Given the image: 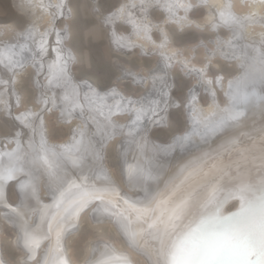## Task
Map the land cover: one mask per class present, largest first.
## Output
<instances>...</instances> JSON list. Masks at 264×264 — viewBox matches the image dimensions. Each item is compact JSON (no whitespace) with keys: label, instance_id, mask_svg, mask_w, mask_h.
Instances as JSON below:
<instances>
[{"label":"snow or ice","instance_id":"6c2138e0","mask_svg":"<svg viewBox=\"0 0 264 264\" xmlns=\"http://www.w3.org/2000/svg\"><path fill=\"white\" fill-rule=\"evenodd\" d=\"M69 2L38 5L59 10L47 23L54 24L57 15L65 23L56 33L60 54L51 62L46 24L33 22L20 34L0 30V114L15 122L14 134L0 132L6 139L0 152V227L14 232L13 243L26 256L0 264H264V15L244 14L233 0H131L119 7L89 0L87 36L107 39L116 49L146 51L137 41L168 47L174 34L166 27L146 23L143 16L133 19L134 10L143 13L150 6L168 12L165 24L215 36L211 47L204 45L199 67L179 51L160 53L166 68L176 61L194 80L175 92L164 69L159 74L149 69L148 76L126 70L134 84L151 80L156 94L151 100L117 91L119 84L104 95L92 84L85 85L86 92L72 87L68 63L79 58H66L62 47L74 27ZM255 3L245 0L242 7ZM199 8L208 16L191 20L189 11ZM124 24L132 26L136 40L123 35ZM197 86L211 98L207 110L200 106ZM168 109H174L171 120L164 115ZM250 111L258 113L259 126L245 127ZM150 126L164 130L167 142L151 144ZM210 139L220 143L171 178L158 168L129 163L132 152L151 148L168 155ZM113 141H119V151L109 166L106 150ZM234 155L245 162L243 168L225 164ZM125 183L143 195L131 199ZM48 197L51 203H45ZM233 201L238 207L225 214ZM88 230L95 236L87 241V254L74 259L70 245Z\"/></svg>","mask_w":264,"mask_h":264},{"label":"bare ground","instance_id":"6f19581e","mask_svg":"<svg viewBox=\"0 0 264 264\" xmlns=\"http://www.w3.org/2000/svg\"><path fill=\"white\" fill-rule=\"evenodd\" d=\"M118 1L120 3L121 2L122 3H127L128 2V0H118ZM137 1L139 2V0H137ZM250 1H252V0H250ZM29 2H31L32 3V7H35L38 11H37L36 16L33 18V20H31V21H28V19L26 20L27 22H26V24L23 27H25L27 29L30 28V25L33 22H36L38 24H46V22H47V21H45L46 19L48 21L51 20V13L52 12H58L59 11L58 9H55V8H41V7L38 6L41 3H43L44 5H48L49 3L55 4L57 2V0H12V3L14 4L15 8H17V10L19 9V11L22 10V11H25V12H26L25 8L28 5L29 6L31 5V4H29ZM119 2H118V4H120ZM149 2H150V0H147V3L148 4H150ZM161 2H162V0H161ZM233 2L237 5V8L239 10L243 11L244 14H247L249 11H254V12H256V14L258 16L259 15H264V10H262V9H264V6L261 7L262 9H259L258 10V9H253L254 8L253 6L250 7V8L242 7L245 4V3H243V0H233ZM153 3H155V0H152L151 1V4H153ZM247 3L248 4H252V2H248V0H247ZM78 4L79 3H78L77 0H70V2L68 3V7L74 9V14L73 15H76V11H77L78 7H80V13L83 14V15H86L87 12H88V10H89V0H82V1H80V5H78ZM255 4H257L256 6H262V5L259 4V0H256V3ZM97 6L99 7V4ZM152 8H154V7H151V6L150 7H147V9H146L145 12H143V13L140 12L141 14L139 13V11H140L139 9L134 10V12H133V19H139L140 18V15H142L143 16V19H144V22L150 23L152 25H161V26L166 27L167 30L170 33H173L174 34V38L169 41L168 47L166 49H163V50L162 49H159V48H156L155 45H153L151 43L144 42V41H137L138 44H140V42H142V43L145 44L146 51H142L141 48L137 47V48L133 49L132 52L139 51V56H140V58L142 60V59H145V58L150 57V54H152L151 53V50L153 49L152 51H154L153 54L155 55V59L153 61L155 63V66L154 67H158L159 69L158 70L157 69H152V70L155 73H159V70L160 69L166 70L168 72V74H169L168 75L169 82L174 85L172 91L175 92V90H176V84H175V79H174V71H175L176 68H179L183 72V68L176 61H173V65H174L173 67L174 68H172V67L166 68V64L168 62L164 59V56H162L160 53L163 51V52L166 53V55H171L173 52L179 51L180 53H182V55H181L180 58H183V57H191L193 59V62L196 63L197 67H199L200 65H199L198 61H200L204 57V54L206 53L207 49H205L204 47L195 49L193 47L182 46V44L177 45L176 41L182 39V36H180L181 33L179 34V32H181V31L183 32V30H185L186 28L188 30V27L185 26V27L182 28L181 24L180 23H176V22H168L167 24H165V21L168 20V16H169L168 12L164 8H162V9L159 8L158 10H156V9L155 10L154 9L152 10ZM148 9H150V10H148ZM159 11H161L163 14H161ZM198 11H199V9H198ZM84 12H86V13H84ZM190 12H191V10L189 11L188 16L191 19L192 16L194 15V13H192V16H191ZM194 12H196V11L194 10ZM205 12H206L205 13V16L201 18V21H203L208 16V10L207 9L205 10ZM159 13L161 14V16H162L163 19L160 20V18H159L160 21H157L158 19H155V18H157L160 15ZM179 15H181V14L179 13ZM73 19H74V17H73ZM191 20L195 21L194 19H191ZM198 22H200V21H198ZM71 23L74 25V27L72 28L71 36L68 37V38H66L63 41V42H66V46L63 45V42H62L63 49L64 48L67 49L64 52L63 55L66 58L67 57H76V58H79V63L80 62L81 63H88V60H89L88 59V55H89L88 51H86V49H85L84 52H82L80 50V47H78V45H79L78 44V42H79L78 40H80V39H78V40L76 39V33H77V28L78 27H76V24L74 23V21H72ZM46 25H47V30L49 31V35L45 37V40L47 41V46H48V49H49V52H50V57H51V55L55 54L53 56L56 58L57 55L60 54L58 52L59 46L57 45V35H56V33L59 32L62 28L65 27V23L63 22V17L57 15L56 22L54 24L47 23ZM9 26H11V25H8V26H0V30H3L5 28H9ZM253 27L255 28V31L256 32H259L260 31V28H259L258 25L257 26H253ZM129 28H130V31L127 34H123V35H126L127 37H130L131 39H135L136 36L134 34V31H133L132 26L129 25ZM40 31L41 32L45 31V28L44 27H41L40 28ZM198 32H200V31H198ZM15 33L16 34H20V33H23V32L21 30L19 32H16V30H15ZM155 36H159V32H156L155 33ZM155 36L153 37L154 39H155ZM21 42H23V38L21 39ZM29 43L31 44V42H29ZM159 43H160V40H158V39L155 40V44L156 45H158ZM39 44H40V38H39V36H37L36 37V43L34 45H31V46L34 47V48H38L39 47ZM72 45L74 47H72ZM67 47H70V49H73L74 50V53H70L69 52V48H67ZM123 51H126V49H123ZM193 51H194V53H193ZM24 55H30V53H25ZM153 58L154 57H152V59ZM51 61H52V59L49 58V62H51ZM72 63L73 62L71 60L68 63V75H69V78L71 80L72 87H77V86L86 87L85 86L86 84H92L93 88L100 95H104L106 92H108V91L111 90L112 87L110 89H107V91L102 90L103 88H99L98 87L99 85L97 86L96 83H95V80H94L95 77L92 78L93 80L91 79L90 81H89V78H82V79H85V80H82L81 79V80H77L76 81V79L74 78V76H73V74L71 72V70L73 69V66L71 65ZM142 71H144L145 73L140 72L141 75H145V76H148L149 75L148 70L143 69ZM131 72L132 73H136L137 71H131ZM180 74L183 75L184 72L183 73H180ZM121 77L122 78H125V75H121ZM127 78H130V81L129 82H132L131 77H127ZM117 80H118V78H117ZM124 83H125V81H124ZM150 85H151V80L149 79L148 85H140V87L141 88L142 87H145L146 88V92L147 93H145V95H144L145 98L148 96V98H146V99L154 100V99H156V94L151 89V86ZM113 87H115V86H113ZM122 90H123L122 93L129 94V93H125L123 88H122ZM138 90H139V88H138ZM84 91L86 92L87 90H84ZM117 91H120V90L117 89ZM132 91L134 92V90H132ZM132 91H130V92H132ZM195 91L198 93V101L200 103V106L203 107L205 110H207L208 104L211 102V98H210L209 94L207 92H205L204 89L201 88V87H199V86H197V88L195 89ZM81 95H83V93H81ZM129 95H131V94H129ZM221 95H222L221 92H219V97H221ZM132 98L135 99V96H132ZM202 98L208 100L207 105H204L202 103ZM109 102H113V101H109ZM13 104H14V100H13ZM161 107H163V105H161ZM172 110L170 109V111H169V109H168V111L166 113H164L166 119H168V120H171L172 119V117H171L172 115H170V112L172 114L174 113V110L173 111ZM0 117H1V114H0ZM7 118H9V117L6 116V115H4L3 117H1V121L3 120V122H2V125H1V123H0V125L3 126V127H6L9 130H12L13 131V134H14V130H13V128H11L12 127L11 126L12 124L8 123L9 121L7 120ZM253 120H255V124L252 123ZM11 121H13V120H11ZM13 123H14V121H13ZM76 123H79V122L76 121ZM259 123H260V119H259L258 113H256L255 115H253L252 112L250 111V113H249V119L245 121V127L246 128H250V127H254V126H259ZM26 139H27V137H25V140ZM213 139H210L207 143H202V142H199L198 141L195 145L191 146L190 148H188L186 150L177 149L176 151L168 154L169 155L168 157H170V155H171V157L169 159V162L167 163V167L166 166H163L165 168H161L160 167L161 166L160 163H158V160L164 159L165 156L163 157L161 155H157L156 153L154 154L155 157H150V153H147V152H146L147 154L146 153H136V152H134V154L133 155L131 154V156L129 157V163H139L141 166H143L145 168H153V169H157L158 168L159 170L163 171L166 174V177L171 178V176H173V175H175L177 173V171L179 170V168L181 166L187 164L189 161H193L195 159V157L200 156L203 152H211L213 149H215L217 147V145L220 143V141L218 140V142H217V140H216L215 143H214L213 142ZM4 142H6L5 137L3 135H0V152H3L4 151V148H3V143ZM113 142H116V141H113ZM113 142L111 143V145L113 144ZM165 142H167V141H165ZM165 142H162L161 141V143H159V145L160 144H163ZM14 146L15 145L13 144V147ZM113 146L115 147L114 144H113ZM113 146H112V148H113ZM142 154H144V155H142ZM141 155H142V157H141ZM108 158H110V156ZM109 162H111V159H110ZM237 163H239L241 165V167L243 168L245 162L243 160H241L236 155H234L233 157H231V158H229L228 160L225 161V164L226 165H231L232 168H235V166H236ZM111 164H112V162H111ZM154 165H155V167H154ZM249 167H251V165H249ZM122 187L126 189V190L124 189V191L133 200L138 199L139 197H141L143 195L142 192H136V191H131L130 192V189H132V188L129 187L126 183L123 184ZM161 187H162V185H161ZM134 190H136V189H134ZM45 203H51V197H48L45 200ZM229 205H231V209L230 210L225 209V214H227L228 212L235 211L236 210V207H238V203L235 202V201L230 202ZM225 207H226V205H225ZM85 234L89 235L90 238L94 237L92 235L93 232L91 230L86 231L84 233V235ZM80 237L81 236L75 238L72 241V243L70 245V252H69V254L74 259L83 260L84 257L87 254L86 253V244H87V242L83 246V249H84L83 251H81V249L78 250L77 249L78 246H76L75 243H77V241L78 242L82 241V239H79ZM14 240H15V234H14V232L10 228H8L7 226L0 227V260H4V261H8V262H12V261L19 262V261H22V260H25L26 259V256L24 255L22 249L21 248H17L14 245V243H13ZM74 249L75 250L76 249L78 250V252H76L75 254L72 253V251ZM80 258H82V259H80Z\"/></svg>","mask_w":264,"mask_h":264},{"label":"rangeland","instance_id":"374dc122","mask_svg":"<svg viewBox=\"0 0 264 264\" xmlns=\"http://www.w3.org/2000/svg\"><path fill=\"white\" fill-rule=\"evenodd\" d=\"M77 1L79 3L78 5H80V1H82V0H77ZM151 1L152 0H150V2H149L150 4H151ZM118 2H117V0H110V3H103V0H101L103 7H110L111 4H116V7H119V5L122 4V2L121 3L119 2L120 4H118ZM130 2L131 1L128 0L127 3H130ZM248 2H252V1L248 0ZM137 3H138V1H137ZM243 3H245V0H243ZM29 4H31V5L30 6L28 5L25 8L26 12L22 11V10H20L21 11L20 12L19 9L17 10V8H15L14 4L12 3V0H0V26L11 25V26H9V28L16 30V32H19L20 30L22 32H25L27 30V28H25L23 26L26 24V22H27L26 20L27 19H28V21L33 20V18L36 16L37 11H38L35 7H32L31 2H29ZM256 5L257 4H255L253 6L254 7L253 9L259 10V9H262L261 7H263V6H256ZM99 6H101V5L99 4ZM162 8L163 7H160V9H162ZM153 9L158 10L159 8L154 7V8H152V10ZM113 10H115V9H113ZM148 10H150V9H148ZM194 10L196 12H194ZM205 10L206 9H204V8H199V11H198V9H192L190 14L192 16V13H194V15L192 16L191 19H194L197 22L201 21V18L205 16V13H206ZM262 10H264V9H262ZM159 12L161 14H163L161 11H159ZM84 13H86V12H84ZM139 13H140V11H139ZM161 14L159 16L157 15L158 17L156 16L157 18H155V19H158L157 21H160L163 19ZM180 14L184 15L183 12H180ZM140 16H142V15H140ZM73 17H74V19L72 21H74V23L76 24V27H78L77 33H76V39L77 40L80 39V40H78L80 42V43L78 42V44H79L78 47H80V50L82 52H84V50L86 49V51H88V53H89L88 63H81V62L79 63L75 60H71L73 62L71 64L73 66V69L71 70V72H72L74 78L76 79V81L81 80L82 78H89V81H90L92 78L95 77L94 80H95L96 85L97 86L99 85L98 87L103 88L102 90H104V91H107V89H110L111 87L116 86V84H119L120 87L117 89L120 91H123L122 90V88H123L125 93L132 94L133 93L132 90H134L135 93H138L139 95L144 96L145 93H147L145 87L141 88L140 85L134 84L133 82H129L130 78H127V77L122 78L121 75H125L124 72L126 70L139 71V72H143V73H145L144 71H142L143 69H145V70L157 69L158 70L159 69L158 67H154L155 63L153 61L155 59V55L153 54L154 53V51H152L153 49L151 50L152 54H150V57L141 60V58L139 56V51H134L135 54H132V52H130L126 48H125L126 51H123V49L118 50L114 46L110 47L109 41L107 39H98V40L97 39H90L87 36V30H86V27L84 26V23H83L85 18H86V15H83L80 13V7H78V9L76 11V15H73ZM159 18H160V20H159ZM45 21L48 22L47 19ZM47 22H46V24H47ZM123 27L128 28V31L123 33V34H127L130 31L129 25L124 24ZM179 34H180V36H182V39L176 41L177 45L182 44V46L193 47L195 49L204 47V45H208V47H211L212 46L211 41L215 40V36L210 31L198 32V30H195V29L190 28V27H188V30L186 28L185 30H183V32L182 31L179 32ZM124 36H126V35H124ZM136 39L137 38L132 39V40H136ZM140 43H142V42H140ZM63 45L66 46V42H63ZM72 47H74V46L72 45ZM67 48H69L70 53H74L73 49H70V47H67ZM66 50L67 49L64 48L63 54ZM58 52H59V49H58ZM193 53H194V51H193ZM53 55H55V54H53ZM53 55H51V57H49L52 60L55 59V57ZM152 57H154V58L152 59ZM172 68H174V67H172ZM180 73H183L182 70H180L179 68H176L174 71V79H175L176 89H177V87H182L184 84H187L190 86L192 83H194V80H192L191 78L189 79V77H184V74L182 75ZM156 74H159V73H156ZM117 78H118V80H117ZM82 80H85V79H82ZM124 81H125V83H124ZM138 88H139V90H138ZM84 90H87V88L84 87ZM184 90L187 91L186 88ZM130 91H132V92H130ZM220 92L222 94L220 99H223V92L222 91H220ZM138 98H139V96H135V99H138ZM146 98H148V96ZM202 103L204 105H207L208 100L202 98ZM169 111H170V109H169ZM170 115H172L171 112H170ZM3 116L4 115L1 114V117H3ZM1 117H0V123L2 125L3 120L1 121ZM171 117L173 118V116H171ZM9 119L10 118H7V120L9 121L8 123L12 124L11 128H13V124L15 122L13 123V121H11L12 119H10V120ZM77 121L80 122L79 120H77ZM1 125H0V127H1L0 132L7 133L9 131V129H7L6 127H3ZM174 127H175V125H174ZM179 127L182 130L183 124H181ZM151 131H152V133H155L154 135H150L151 144L159 145V143H161V141L165 142L168 140V136L164 130H162L158 127H152ZM217 142H218V140H217ZM113 144L115 145V147L113 146ZM113 144L112 145L110 144V146L106 150V157L110 156V158L107 157V162H108L109 166L112 165L111 162L113 163V158L116 156L117 152L119 151V141L113 142ZM112 146H113V148H112ZM147 153H150V157H155V155H154L155 153L151 150V148H149ZM131 154L133 155L134 152L130 153L129 157L131 156ZM142 155H144V154H142ZM142 155H141V157H142ZM161 156H163V157L165 156V158L158 160V163H160L161 168H165L163 166L167 167V163L169 162L171 155H170V157H168L169 155H162L161 154ZM110 159H111V162H109ZM154 167H155V165H154ZM131 191L138 192L137 190H134L133 188L130 189V192ZM225 209L230 210L231 205H229V204L226 205ZM94 234L95 233H93L92 235L95 236ZM93 238L94 237L90 238L89 235H87V234H85V235L82 234L81 237L79 238V239H82V241H80V242L77 241V243H75V245L78 246L77 249L78 250L81 249V251H83L84 250L83 246L85 245V243L89 239H93ZM77 249L76 250L74 249L72 251V253L75 254L76 252H78ZM80 259H82V258H80Z\"/></svg>","mask_w":264,"mask_h":264}]
</instances>
